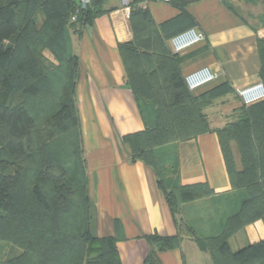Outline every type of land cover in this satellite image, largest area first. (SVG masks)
Segmentation results:
<instances>
[{
  "label": "trees",
  "instance_id": "trees-1",
  "mask_svg": "<svg viewBox=\"0 0 264 264\" xmlns=\"http://www.w3.org/2000/svg\"><path fill=\"white\" fill-rule=\"evenodd\" d=\"M105 1L91 0L80 8L76 0H0V242L23 251L13 264H121L118 237L98 238L90 230L88 181L75 104L78 58L69 37L70 32L79 36L82 27L103 13ZM142 1L131 2L133 39L119 44V52L144 128L125 135L123 141L133 159L153 168L178 231L194 234L179 215L180 205L213 192L207 183H168L167 177L177 173L176 148L170 168L162 165L160 170L148 157L152 130L145 127L142 101H152L155 127L169 126L177 141L211 130L203 104L233 89L224 82L193 97L167 47L171 36L164 32L166 23L156 25L148 9L137 6ZM40 12L43 19L38 24ZM259 53L264 84V38L259 40ZM237 111L232 120L212 130L219 139L231 192L240 190L243 196L217 233L192 237L209 252L213 264H264V240L235 252L228 247L229 237L245 224L264 221V99L242 104ZM179 123L186 129L193 127L181 134ZM54 135L66 144L56 145ZM233 141L240 149L242 168L234 160ZM144 238L166 249L179 246L182 236L179 231Z\"/></svg>",
  "mask_w": 264,
  "mask_h": 264
},
{
  "label": "crops",
  "instance_id": "crops-1",
  "mask_svg": "<svg viewBox=\"0 0 264 264\" xmlns=\"http://www.w3.org/2000/svg\"><path fill=\"white\" fill-rule=\"evenodd\" d=\"M177 2L144 0L137 6L148 9L156 25L166 23L168 36L192 26L203 32L202 41L177 53L166 41L181 78L202 66L217 74L214 81L190 91L193 97L227 82L238 98L237 88L263 82L259 40L264 38V24L257 4L241 0ZM103 7L105 11L82 27L79 36L69 35L78 58L75 104L88 181L91 233L98 238L118 237L121 264H213L209 252L192 236H204L214 226L219 200L231 192L217 133L211 129L176 141L177 173L167 177L168 183H207L213 194L181 203L179 215L194 234L180 229L179 246L160 249L144 236L179 231L153 168L133 159L123 141L125 135L144 128L119 52V44L133 39L131 7H124L120 0H106ZM42 19L40 12L38 24ZM262 240L264 221L256 219L229 237L228 247L235 252Z\"/></svg>",
  "mask_w": 264,
  "mask_h": 264
},
{
  "label": "rangeland",
  "instance_id": "rangeland-1",
  "mask_svg": "<svg viewBox=\"0 0 264 264\" xmlns=\"http://www.w3.org/2000/svg\"><path fill=\"white\" fill-rule=\"evenodd\" d=\"M241 1L245 4H257L258 9L260 10L258 17L264 24V0ZM45 55L51 59V55L49 54V52L45 51ZM206 103L207 104H203L202 106V112L205 114V120L207 121V124L211 129L221 128L226 122L232 120V118L238 114L237 109L242 106V103L234 93L216 94L215 96L211 97L210 100ZM152 104L153 103L151 100L142 101V107L145 114V127L152 130V132L148 134V146L150 147L151 151L150 153H148V157L151 158V160L155 161L156 165L159 166L160 170H162V165L166 168H170L174 163L176 141L175 139H173V137L177 135H175L174 133L172 134V132H168L166 127L169 126L167 125L160 124L155 127L156 108ZM230 106H233V108ZM179 124L180 125L178 127L181 130V134L187 129L193 127L190 126L186 129L184 128L183 124ZM53 139L56 145H64L65 139L60 137L59 135H54ZM231 145L236 165L239 168H242L243 163L240 160V149L235 141H233ZM242 196L243 192L240 190H236L230 192L228 195L222 197L219 200V206L217 207L218 219L213 224L214 226L210 228L208 232H205L206 235L217 233L219 231L223 220L236 209L238 200ZM22 253L23 251L21 249L13 247L5 242H0V264H13L15 258L21 256Z\"/></svg>",
  "mask_w": 264,
  "mask_h": 264
},
{
  "label": "built area",
  "instance_id": "built-area-1",
  "mask_svg": "<svg viewBox=\"0 0 264 264\" xmlns=\"http://www.w3.org/2000/svg\"><path fill=\"white\" fill-rule=\"evenodd\" d=\"M91 0H76L80 8H85L90 4ZM169 1V0H160ZM124 7H130L132 0H120ZM76 15L71 17V20H75ZM204 39V34L196 27H189L181 32L172 35L168 39V44L172 52H180L183 49L194 45ZM217 78L216 72H214L208 66H202L191 72H188L183 76L186 87L192 91L205 84L214 81ZM236 95L244 105H250L254 102L264 99V84L262 81H257L252 84H248L244 87L236 89Z\"/></svg>",
  "mask_w": 264,
  "mask_h": 264
}]
</instances>
